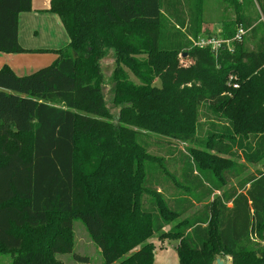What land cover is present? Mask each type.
I'll use <instances>...</instances> for the list:
<instances>
[{
  "label": "trees",
  "instance_id": "16d2710c",
  "mask_svg": "<svg viewBox=\"0 0 264 264\" xmlns=\"http://www.w3.org/2000/svg\"><path fill=\"white\" fill-rule=\"evenodd\" d=\"M246 1L223 0L221 32L212 34L204 0H51L47 12L69 44L36 52L59 59L22 77L0 69V255L64 264L57 256L74 251L80 220L103 264H153L155 235L245 173L214 155L264 161V0ZM31 11L32 0H0V54L32 52L19 44V17ZM239 28L249 33L232 51L193 46ZM110 52L117 117L100 82ZM121 67L137 77L147 67L166 89L131 88ZM202 108L215 113L205 138ZM140 131L189 146L179 179H170V162L148 154L151 139ZM240 187L217 198L213 214L171 232L181 240L180 264H214L220 250L234 264H264V249L250 248L263 239L264 172Z\"/></svg>",
  "mask_w": 264,
  "mask_h": 264
},
{
  "label": "rangeland",
  "instance_id": "374dc122",
  "mask_svg": "<svg viewBox=\"0 0 264 264\" xmlns=\"http://www.w3.org/2000/svg\"><path fill=\"white\" fill-rule=\"evenodd\" d=\"M248 1H246V3H248ZM222 7H224L223 0H205L206 12L204 18L206 19V22L216 23L217 21H220L221 16H223ZM40 14H45V13L43 11ZM213 25L217 26V24H213ZM37 26L39 27V29L36 28L35 30L38 31V34L36 36H33V38H37L36 43L33 44L34 47H41L42 45H50L51 47H53L52 49L59 48L58 50H60L68 46L69 39L65 34L64 30L62 29L61 25H60L61 31L59 36H56L57 34L56 30L54 32L53 30L48 31L47 30L48 25L44 23H39L37 21ZM54 33H55V38H53ZM27 45L30 46V43ZM49 53L52 56H55L56 58L54 59V62H52L51 64H46L47 66L45 67H48L54 64L59 59L57 53L55 52L39 53L36 51L26 52L20 55L17 54V60H21L23 64L27 62L36 63L34 62L35 60H44L48 58V57H39V56ZM114 55H115L114 53L110 52L102 59L101 68L103 75L100 82L103 88V93L105 95V100L107 102L108 108L111 110L114 117H117L119 109L121 107L115 105L113 101L115 97L114 76L117 65L114 59L115 58ZM137 61L140 63H145L144 62L145 60L143 61L142 58H138ZM30 71L32 70H28V72ZM121 71H122V75L120 76L121 81L125 85L131 88L137 90L139 89L147 90V91L152 89H156V90L166 89L163 88L162 82L158 77L159 75L154 74L152 70H150L147 67L146 69L140 68V72L142 75L141 77L135 76L130 71L122 67H121ZM194 84L195 83L193 84L186 83L181 88L184 90L185 89L190 90V88ZM214 115L215 113L212 110L205 108L201 109L199 114L201 127L198 132V135L201 138H205L207 136V133L211 130L210 125L211 122L215 120ZM130 129L132 131H136L134 128H130ZM140 133H142L144 136L150 137L151 139L150 149L148 150V154L155 159L160 158L163 159V161L167 160V162H170L169 165H167L168 163L166 162V165L168 167V172L171 173L170 179H172L173 181L174 179L176 180L179 179L178 173L181 172V163H180V160L182 158L181 153L188 154L189 146L186 144L176 143L173 140H170L169 138L160 135L150 134L141 131ZM206 154L214 155L215 153H212L211 151H206ZM214 156L222 158L224 160L225 165L228 164V166L231 167L232 166L246 167L245 173L242 174L239 178L232 180L229 184H225L223 189H221V191L219 192L218 191L215 192L209 200H206L203 203L196 205L186 215L173 221L165 229L164 232L155 235L154 238L150 240L153 243V251H154L153 264H180L178 248L180 247L181 240L171 239L174 238V235H172L171 232H174L175 229L181 228L190 218H193L194 216L200 214L204 210L208 209V211H211V213L213 214L215 210V203L217 198L222 197L225 193L230 192L233 189L240 190L241 189L240 185L242 184L243 181L248 179L249 176L264 172V161L254 165L247 164L242 159L241 152H238V156L236 157H232V156L226 157L219 154ZM175 172H177V176L174 177ZM229 206L231 207V205ZM73 227H74L73 233L75 240L74 251L70 254L58 255L57 259L62 261L64 264H103V262H101L102 261L101 252L97 248V246L94 245V243L91 241L83 223L80 220H74ZM262 232H263V239H258L254 237L252 239V245L250 247L251 249L254 248L264 249V227L262 228ZM76 255L80 256V258L82 259H86L88 262L87 261L80 262L75 258ZM15 256H16L15 254L3 253L2 255H0V264H11ZM217 260H221L223 264H234L233 257L221 250L215 256L214 264H217Z\"/></svg>",
  "mask_w": 264,
  "mask_h": 264
},
{
  "label": "crops",
  "instance_id": "0c3cea01",
  "mask_svg": "<svg viewBox=\"0 0 264 264\" xmlns=\"http://www.w3.org/2000/svg\"><path fill=\"white\" fill-rule=\"evenodd\" d=\"M50 3H51V0H32V11L28 13H23L20 15L19 17V44L23 49L27 51L58 50L59 49V48L52 49L53 47H51L50 45H42L41 47H34L33 45L36 43V40H37V38H33V36H36L38 34V31L35 29L36 28L39 29V27L37 26V21L39 23H44L48 25L47 27L48 31L53 30L54 32L56 30L57 31L56 36L60 35L61 27L64 30L59 18L56 15L47 12V10L50 7ZM43 11L45 14H40ZM205 12L206 11H205V0H204L203 20L207 24L204 27L205 33L207 32L212 33V34L220 33L221 23L223 21L224 13L222 14L223 16H221L220 21H217L216 23H212V22H206V19L204 18ZM222 12H223V7H222ZM213 24H217V26ZM53 38H55V33H54ZM29 43H30V46L27 45ZM44 55H47V56H44ZM39 57H48V58L44 60H35L34 62L36 63L27 62L23 64L21 60H17V54H14V55L13 54H0V69L5 66H8L14 71L16 75L22 77V76H27V75L37 72L40 68L47 66L46 64H51L52 62H54V59L56 58L55 56H52L50 53L43 54L42 56H39ZM114 57H115L114 59L116 62V56L114 55ZM116 69H117V65H116ZM28 70H32V71L28 72Z\"/></svg>",
  "mask_w": 264,
  "mask_h": 264
},
{
  "label": "built area",
  "instance_id": "2783aa9c",
  "mask_svg": "<svg viewBox=\"0 0 264 264\" xmlns=\"http://www.w3.org/2000/svg\"><path fill=\"white\" fill-rule=\"evenodd\" d=\"M249 31L245 30L243 28H239L238 32L231 38L226 37H219V38H212V39H200L198 42H195L194 46L199 48H206V47H212L214 51H217L221 46H226V48L229 49V51H232V45L234 43H241L244 38L248 35ZM219 34V33H218ZM228 85L232 87L233 89H238L239 85L236 82L235 77L231 76L229 78Z\"/></svg>",
  "mask_w": 264,
  "mask_h": 264
},
{
  "label": "water",
  "instance_id": "95a60500",
  "mask_svg": "<svg viewBox=\"0 0 264 264\" xmlns=\"http://www.w3.org/2000/svg\"><path fill=\"white\" fill-rule=\"evenodd\" d=\"M217 264H223L221 260H217Z\"/></svg>",
  "mask_w": 264,
  "mask_h": 264
}]
</instances>
